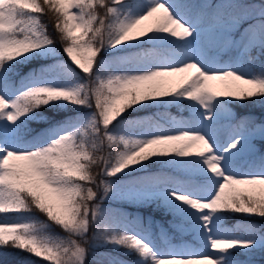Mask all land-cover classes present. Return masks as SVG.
Segmentation results:
<instances>
[{
  "label": "snow or ice",
  "instance_id": "obj_1",
  "mask_svg": "<svg viewBox=\"0 0 264 264\" xmlns=\"http://www.w3.org/2000/svg\"><path fill=\"white\" fill-rule=\"evenodd\" d=\"M0 214V264H264V0H0Z\"/></svg>",
  "mask_w": 264,
  "mask_h": 264
},
{
  "label": "trees",
  "instance_id": "obj_2",
  "mask_svg": "<svg viewBox=\"0 0 264 264\" xmlns=\"http://www.w3.org/2000/svg\"><path fill=\"white\" fill-rule=\"evenodd\" d=\"M43 21H44V23H46L49 26V34L53 35L55 33V29H54L55 18L54 17L49 18L48 16H44L43 17ZM146 47L150 48L149 46H146ZM64 59L67 62V59L66 58H64ZM106 59H110V58L106 57ZM42 63H45V62L37 61L35 66L36 67H40L42 65ZM26 67H28V70H31V68L29 66H26ZM77 71H79V70L77 69ZM256 72L258 73L259 70L257 69ZM80 75L83 76L84 74L80 73ZM52 111H53L52 109L45 110L46 113H51ZM237 111L243 112V111H245V109L239 108ZM175 112H176L175 110H167V109H164V108H152V109L147 110L146 115L149 116V117L156 116L157 117V122L161 126L170 127L171 124H170V119L169 118L173 117L175 115L174 114ZM187 116H188V112L186 110H184V113L180 116V118L181 117L187 118ZM29 126L30 127H37V128L42 127V125H37L35 122H32ZM161 170H162L161 166H156V168L154 169V171H157V172H159ZM163 170L166 171L169 175H175L178 178L183 175V174H181L179 172L174 171V169H163ZM131 207L132 206H129V205L125 206L126 210H131ZM9 215H11V214H9ZM141 215L145 219H144V222L142 223V225H140L138 227H145V228L148 226L147 217H151L154 220L160 221V222H163L165 220V218H166L164 213L162 211H160V210H157L154 206L153 207H149V208L141 209ZM254 219L256 220V222L258 224L261 222L260 218H254ZM252 220H253V218L243 217V216H239V215H236V214H226L225 215V224L228 225L229 227H231L232 229L242 228L243 225L251 223ZM53 234L54 235H58L60 233L59 232H54ZM237 234H241V233L237 232ZM188 237L190 239H192L190 235H188ZM33 259L37 260L38 264H48V262L42 261L39 258L33 257Z\"/></svg>",
  "mask_w": 264,
  "mask_h": 264
},
{
  "label": "rangeland",
  "instance_id": "obj_3",
  "mask_svg": "<svg viewBox=\"0 0 264 264\" xmlns=\"http://www.w3.org/2000/svg\"><path fill=\"white\" fill-rule=\"evenodd\" d=\"M149 26H153V21L151 20V19H149V20H147V21H145L144 22V25H142V27H149ZM146 46H152V45H146ZM55 58H48V59H45L44 61H40V62H45V63H48V62H52V60H54ZM67 59V58H66ZM66 62V61H65ZM162 108H164V109H167V110H172V109H175V111H177L178 112V114H181V113H183V111L184 110H182V109H178L175 105H168V106H166V107H162ZM234 112H236L238 109L237 108H233L232 109ZM46 114H51V113H46ZM174 117H177V118H179V115H174ZM220 135L221 136H223L224 135V130H220ZM255 161H253V160H250L249 161V163L251 164V163H254ZM247 167V166H246ZM174 171H176V170H174ZM176 172H178V171H176ZM180 173V172H179ZM2 215L3 214H0V217H2ZM12 215H16V214H12ZM36 219H43L42 217H36ZM222 225H223V227H225V228H227V229H231L228 225H226L225 224V218L223 217V219H222ZM153 235L157 238V240H161V239H159V233L157 232V233H155V232H153ZM178 237H183V236H179V235H177L176 237H174V239L172 240V243H174V244H178V243H182V242H184V243H189V244H192V243H194V241H192V240H186V241H183V239L181 240V239H178ZM162 241V245L160 246V248L163 250V249H165L166 247H167V245H166V243L163 241V240H161Z\"/></svg>",
  "mask_w": 264,
  "mask_h": 264
}]
</instances>
